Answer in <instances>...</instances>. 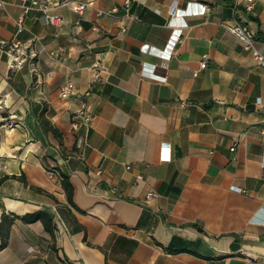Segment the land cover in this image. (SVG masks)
<instances>
[{
  "label": "crops",
  "instance_id": "0c3cea01",
  "mask_svg": "<svg viewBox=\"0 0 264 264\" xmlns=\"http://www.w3.org/2000/svg\"><path fill=\"white\" fill-rule=\"evenodd\" d=\"M48 1L0 0V215L55 229L15 219L0 264H264V67L226 27L264 50V0Z\"/></svg>",
  "mask_w": 264,
  "mask_h": 264
},
{
  "label": "built area",
  "instance_id": "2783aa9c",
  "mask_svg": "<svg viewBox=\"0 0 264 264\" xmlns=\"http://www.w3.org/2000/svg\"><path fill=\"white\" fill-rule=\"evenodd\" d=\"M249 2L248 8L251 7V4L254 0H246ZM128 2V0H126ZM174 6L170 10L171 16L173 18L181 17L183 14H191V15H197V14H204L207 11V7L205 4H202L200 2H189L187 4V7L184 9L177 8V0H174ZM86 6V3L84 2H77L73 9L76 12H81ZM52 4L48 0H29L28 4H25L23 6V13H27L30 9L36 8L42 12L43 17L45 18V21L53 26H58L62 22V18L60 15L50 12L51 11ZM184 25V22L181 23V25H176L174 28V33L172 34V38L170 40V44L168 46H171V43L175 41V39L178 38L180 35V28ZM227 29L242 43L244 49L249 50L252 55L255 62L261 66L264 67V50L260 49L258 47L255 34L254 32L245 24L234 22L232 24H226ZM3 41H0V44H2ZM20 47L19 41H12L11 42V48L12 49H18ZM264 48V45H263ZM201 67H205L206 63L205 61H202L200 63ZM93 69L96 72V76L99 75V73L103 70L102 65V59L98 57L93 64ZM49 73L46 72L45 75H48ZM74 90V84L71 81H66L63 84H61L59 91L61 97H67L69 94H71ZM93 119V116L87 111L85 107L79 108L72 116L71 120V126L72 129L77 130L79 126L81 125H90L91 121ZM82 140L78 139V145H81ZM231 150H235V146L231 147ZM263 165H264V159H263ZM152 195V192H148L146 197H149Z\"/></svg>",
  "mask_w": 264,
  "mask_h": 264
},
{
  "label": "trees",
  "instance_id": "16d2710c",
  "mask_svg": "<svg viewBox=\"0 0 264 264\" xmlns=\"http://www.w3.org/2000/svg\"><path fill=\"white\" fill-rule=\"evenodd\" d=\"M42 124H43L44 129L46 131L51 130L53 132V134L59 140H61V134L58 132V130L56 128H54L52 125H50L46 120H42ZM61 185L65 191V194H66L68 201H71L72 185L69 182V179L67 176H65V175L61 176ZM17 218L22 220V222H24V223H31V222H35V221L39 220L42 222L44 230L50 234H52L53 230L55 229V225L53 224V220H52L51 215L45 210H38V211L33 212V213H27V214H24L23 216H18L15 214L8 215V214H5L3 212L0 215V238H1L0 248L4 247L7 244L11 224Z\"/></svg>",
  "mask_w": 264,
  "mask_h": 264
}]
</instances>
